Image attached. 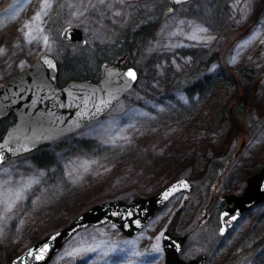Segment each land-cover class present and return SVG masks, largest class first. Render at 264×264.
<instances>
[{
    "label": "rangeland",
    "instance_id": "obj_1",
    "mask_svg": "<svg viewBox=\"0 0 264 264\" xmlns=\"http://www.w3.org/2000/svg\"><path fill=\"white\" fill-rule=\"evenodd\" d=\"M259 2L191 0L171 9L166 0H0V87L43 52L55 57L61 84L77 71L98 78L128 19L145 13L160 22L143 54L125 63L137 82L107 114L0 164V264L96 204L146 197L179 177L192 192L134 236L108 223L87 227L48 264H164L165 229L189 233L185 260L206 253L203 264H264V203L225 237L195 225L210 197L241 192L264 165V7L249 26ZM70 25L85 46L62 40ZM97 45L107 55L99 70L83 60Z\"/></svg>",
    "mask_w": 264,
    "mask_h": 264
},
{
    "label": "water",
    "instance_id": "obj_2",
    "mask_svg": "<svg viewBox=\"0 0 264 264\" xmlns=\"http://www.w3.org/2000/svg\"><path fill=\"white\" fill-rule=\"evenodd\" d=\"M171 8L190 0H167ZM62 40L83 46L82 30L68 26ZM125 56L103 67L97 80L72 79L58 86V66L55 58L41 53L31 64L0 87V121L12 114L0 136V164L29 154L77 133L102 118L137 81L134 68L123 66ZM133 72L135 78L129 73ZM192 183L186 177L169 182L158 192L137 196L128 202L117 199L96 204L79 214L63 228L47 234L22 250L9 264H48L62 246L79 230L112 224L125 237L138 233L167 203L180 193H190ZM228 207L220 214L219 234L230 227L251 208L264 202V165L246 179L240 195L224 196ZM164 264H203L205 254L187 262L179 258L186 240L165 230L163 233Z\"/></svg>",
    "mask_w": 264,
    "mask_h": 264
},
{
    "label": "trees",
    "instance_id": "obj_3",
    "mask_svg": "<svg viewBox=\"0 0 264 264\" xmlns=\"http://www.w3.org/2000/svg\"><path fill=\"white\" fill-rule=\"evenodd\" d=\"M136 12L143 13L145 12V10L138 9V11ZM142 18H144V20H142ZM142 18L136 16L135 20L128 19L125 22L123 27L124 32L121 35V37L116 39L114 47L109 48L108 53L110 56V60L109 61L107 60L105 64L111 63L123 55L126 56L125 63H128L129 60H132L135 56L143 54V51H145V49L150 44V42H152V40L155 38V30L160 22L154 25L155 21L158 20H155L153 17H148V15L145 13ZM251 23L252 20L250 19V24ZM105 50H106L105 47L101 45H97V49L95 53L93 54L89 53L83 56V60L86 58L84 62H87L88 59L92 60L94 62V66L96 70L97 69L99 70L100 63L105 61V58L107 57ZM79 60L82 61L81 59ZM127 66L133 67V64L129 63L127 64ZM84 78L97 79V77H93V75H89L87 72H82V71L81 72L77 71L74 77H72V79H84ZM13 119H14L13 115H9L5 119L0 121V125L1 124L4 125L3 128L1 127L0 129V135L2 134L3 129L6 127V125L12 122Z\"/></svg>",
    "mask_w": 264,
    "mask_h": 264
},
{
    "label": "flooded vegetation",
    "instance_id": "obj_4",
    "mask_svg": "<svg viewBox=\"0 0 264 264\" xmlns=\"http://www.w3.org/2000/svg\"><path fill=\"white\" fill-rule=\"evenodd\" d=\"M263 5H264V0H260L259 5H258V7L255 10V20L251 23V24H253V23L255 24L254 27L257 24L256 21H258V18L257 17L261 15L260 13L262 12L261 9L263 10V8H262V7H264ZM177 7H175V8H177ZM251 24H249V25H251ZM244 188H245V185H244ZM244 188H243V190H244ZM243 190L241 192H239V193H231L230 192V193H226L225 195H229V194L240 195L243 192ZM225 195H221L219 198H216V199L213 196L210 197L208 199V201L201 208V212L196 215L197 220L195 222V225H197L199 227L200 226H203V227H205V229H209V228L211 229L212 228L213 229V231H212L213 233L215 232V228L217 227V235L219 237H223V236L225 237L227 234H229V232L233 228H235L240 223V221L252 209L251 208L250 210H248L247 212H245L242 216H240L239 219L230 227V229L228 230V232L226 234H223V235L222 234H219V228H220V225H221V223H220V214H221V212L224 209H226L228 207V205L226 204V202L224 200V196ZM261 204H259V205H261ZM165 230H168V229H165ZM168 231L173 236H176V237L185 236L186 237V240H185V242H184V244H183V246L181 248V251L179 253V258L183 259V257H181V252H182L183 247H184V245H185V243H186V241L188 239L189 233H174L171 230H168ZM162 249H163V240H162ZM201 254H205L206 255V253H201ZM206 257H207V255H206ZM183 260H185V259H183ZM187 260L188 259H186L185 261H187Z\"/></svg>",
    "mask_w": 264,
    "mask_h": 264
},
{
    "label": "bare ground",
    "instance_id": "obj_5",
    "mask_svg": "<svg viewBox=\"0 0 264 264\" xmlns=\"http://www.w3.org/2000/svg\"><path fill=\"white\" fill-rule=\"evenodd\" d=\"M139 12H141V11H139ZM141 14H142V13H141ZM143 14H144V13H143ZM249 24H250V23H249ZM249 26H250V25H249ZM243 28H249V27H244V26H242V27H240V28H239L238 32H239V33H242V32H243V33H244V32H247V30H248V29L244 31V29H243Z\"/></svg>",
    "mask_w": 264,
    "mask_h": 264
},
{
    "label": "snow or ice",
    "instance_id": "obj_6",
    "mask_svg": "<svg viewBox=\"0 0 264 264\" xmlns=\"http://www.w3.org/2000/svg\"><path fill=\"white\" fill-rule=\"evenodd\" d=\"M129 75H131L133 79L135 78V74L133 72L130 71Z\"/></svg>",
    "mask_w": 264,
    "mask_h": 264
}]
</instances>
